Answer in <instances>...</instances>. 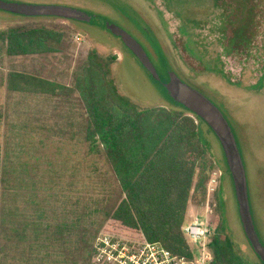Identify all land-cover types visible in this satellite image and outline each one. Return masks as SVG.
<instances>
[{"label": "rangeland", "instance_id": "1", "mask_svg": "<svg viewBox=\"0 0 264 264\" xmlns=\"http://www.w3.org/2000/svg\"><path fill=\"white\" fill-rule=\"evenodd\" d=\"M4 1L67 6L97 16L85 26L57 17L16 18L0 11V32L47 28L68 38L61 52L49 55L9 57L0 48V162L2 166L17 162L19 136L29 129L36 133V147L29 149L27 158L40 162L39 172L45 180L42 194L55 221L75 220L86 214L90 215L87 222L96 225L93 229L100 230L104 211L120 199L119 184L105 158L88 152L84 111L77 96L12 93L7 79L10 72L18 71L72 86L77 66L91 52H97L103 59L117 58L111 65V78L121 95L140 108L170 105L164 86L152 78L120 38L101 28L109 21L150 53L159 73H163L160 64L166 60L185 83L223 111L240 143L252 213L264 244V0ZM154 48H160V53ZM200 132L218 165L212 173H218L221 181L228 177L221 167L222 146L206 124H201ZM228 184L232 186L230 180ZM215 193L208 191L200 205L192 203L187 221L198 216L219 227L222 241L226 237L231 240L232 254L238 260L257 264L231 187H225L223 193L227 218L223 226Z\"/></svg>", "mask_w": 264, "mask_h": 264}, {"label": "trees", "instance_id": "2", "mask_svg": "<svg viewBox=\"0 0 264 264\" xmlns=\"http://www.w3.org/2000/svg\"><path fill=\"white\" fill-rule=\"evenodd\" d=\"M67 41L64 33L47 28L0 32V48L9 57L55 54ZM116 59H103L91 52L77 66L72 86L24 72L9 73V92L78 97L88 152L105 158L121 194L118 202L104 211L105 221L98 231L93 229L94 223L87 222L90 215L86 214L55 221L42 194L45 180L39 172L40 162L27 158L29 149L36 147V133L29 129L18 138L17 162L5 166L0 162V264H95V243L101 234L130 242L160 243L176 256L194 257L183 227L190 205L206 201L212 172L218 167L201 138V124L206 123L175 103L158 82L170 105L140 108L121 95L111 78ZM160 65L163 73L159 74L166 81L171 66L166 60ZM223 159L221 167L229 178L221 179L215 193L222 226L227 220L225 187L235 194L224 155ZM218 229L212 227L209 244L213 264H244L232 254L231 240L226 237L222 241Z\"/></svg>", "mask_w": 264, "mask_h": 264}, {"label": "water", "instance_id": "3", "mask_svg": "<svg viewBox=\"0 0 264 264\" xmlns=\"http://www.w3.org/2000/svg\"><path fill=\"white\" fill-rule=\"evenodd\" d=\"M0 11L21 17H57L87 24L97 18L96 15L67 6L33 5L4 0H0ZM105 27L122 40L152 78L164 86L175 103L201 118L214 132L222 146L233 180L245 236L256 256L264 264V244L257 232L252 213L246 166L234 130L223 111L205 94L185 83L175 71L169 69L168 80L163 81L145 49L129 33L109 21L105 22Z\"/></svg>", "mask_w": 264, "mask_h": 264}, {"label": "built area", "instance_id": "4", "mask_svg": "<svg viewBox=\"0 0 264 264\" xmlns=\"http://www.w3.org/2000/svg\"><path fill=\"white\" fill-rule=\"evenodd\" d=\"M220 177L216 172L212 175L209 194L218 188ZM183 232L193 249L192 259L176 256L160 243L130 242L101 234L95 243V264H213L214 258L209 250L212 226L197 216L187 221Z\"/></svg>", "mask_w": 264, "mask_h": 264}, {"label": "flooded vegetation", "instance_id": "5", "mask_svg": "<svg viewBox=\"0 0 264 264\" xmlns=\"http://www.w3.org/2000/svg\"><path fill=\"white\" fill-rule=\"evenodd\" d=\"M215 1H216V0H215ZM146 29H147V28H146ZM146 32H147V31H146ZM156 50H157V49L154 48V52H155ZM148 53H149V52H148ZM149 55H150V53H149ZM150 57H151V55H150Z\"/></svg>", "mask_w": 264, "mask_h": 264}]
</instances>
